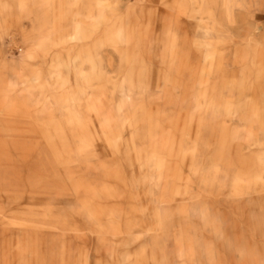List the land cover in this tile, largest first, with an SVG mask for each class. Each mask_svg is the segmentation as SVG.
Masks as SVG:
<instances>
[{"label": "rangeland", "instance_id": "1", "mask_svg": "<svg viewBox=\"0 0 264 264\" xmlns=\"http://www.w3.org/2000/svg\"><path fill=\"white\" fill-rule=\"evenodd\" d=\"M0 264H264V0H0Z\"/></svg>", "mask_w": 264, "mask_h": 264}]
</instances>
